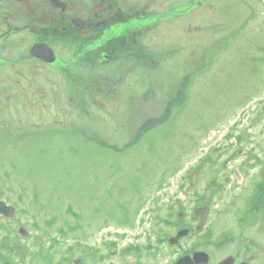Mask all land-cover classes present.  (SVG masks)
I'll list each match as a JSON object with an SVG mask.
<instances>
[{
  "label": "rangeland",
  "instance_id": "obj_1",
  "mask_svg": "<svg viewBox=\"0 0 264 264\" xmlns=\"http://www.w3.org/2000/svg\"><path fill=\"white\" fill-rule=\"evenodd\" d=\"M188 3L176 17L164 14L167 0L156 16L145 6L143 41L153 51L125 72L112 65L108 73L124 81L104 111L0 131V169L31 205L33 264L80 256L81 264H170L171 255L148 252L153 221L164 227L171 208L184 205L189 217L206 201L217 224L215 209L239 195H210L207 181L223 159L264 156V0Z\"/></svg>",
  "mask_w": 264,
  "mask_h": 264
},
{
  "label": "flooded vegetation",
  "instance_id": "obj_2",
  "mask_svg": "<svg viewBox=\"0 0 264 264\" xmlns=\"http://www.w3.org/2000/svg\"><path fill=\"white\" fill-rule=\"evenodd\" d=\"M162 1L0 0V131L43 123L49 115L66 122L77 113L104 111L115 95L112 89L124 81L108 73L112 65L125 72L127 65H141L152 53L143 41L144 20L158 15L155 6ZM187 4L167 0L164 14L176 17L171 11ZM145 6L155 7L148 17ZM35 47L38 54H33ZM222 161L218 178L212 176L204 191L212 195L233 189L239 196L215 209V225L209 221L214 211L209 202L194 206L189 217L184 205L171 208L164 227L153 221L150 235L156 241L150 257L159 261L171 255L170 264L182 258H189V264H264V156ZM202 173L201 166L190 174L188 196L199 195ZM12 176L8 168L0 169V264H17V254L21 264H33L31 205L18 185L12 186ZM181 231L187 234L171 244ZM79 260L85 259L74 261Z\"/></svg>",
  "mask_w": 264,
  "mask_h": 264
},
{
  "label": "water",
  "instance_id": "obj_3",
  "mask_svg": "<svg viewBox=\"0 0 264 264\" xmlns=\"http://www.w3.org/2000/svg\"><path fill=\"white\" fill-rule=\"evenodd\" d=\"M39 48L38 47H35L34 49H33V54H36L39 50H38ZM46 51V50H45ZM38 54V53H37ZM41 54V53H40ZM50 62H52L51 60H49ZM195 173L191 176L192 177V179H193V181H195ZM200 215H202V213L201 212H198ZM187 234V231H181L179 234H178V236L177 237H175V238H173V239H171L170 240V243L171 244H176L177 242H178V240L181 238V237H183V236H185ZM198 256H200V255H197L196 256V261L197 262H201L200 260V258L201 257H198ZM188 260H189V258H182L179 262H178V264H189L188 263ZM81 263V261L79 260V261H76L75 262V264H80Z\"/></svg>",
  "mask_w": 264,
  "mask_h": 264
},
{
  "label": "trees",
  "instance_id": "obj_4",
  "mask_svg": "<svg viewBox=\"0 0 264 264\" xmlns=\"http://www.w3.org/2000/svg\"><path fill=\"white\" fill-rule=\"evenodd\" d=\"M133 249H135V248H133ZM140 250H141V248H139ZM139 249L138 248H136L135 250H136V253L139 251ZM152 250V246L151 247H149V251L148 252H150ZM134 252V251H133Z\"/></svg>",
  "mask_w": 264,
  "mask_h": 264
}]
</instances>
